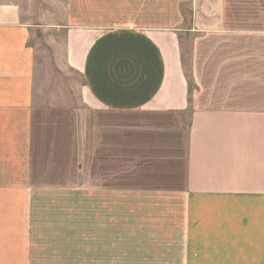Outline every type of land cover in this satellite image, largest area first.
<instances>
[{
    "label": "crops",
    "instance_id": "1",
    "mask_svg": "<svg viewBox=\"0 0 264 264\" xmlns=\"http://www.w3.org/2000/svg\"><path fill=\"white\" fill-rule=\"evenodd\" d=\"M29 14L0 0V264H264V0H65L82 84L45 97Z\"/></svg>",
    "mask_w": 264,
    "mask_h": 264
},
{
    "label": "rangeland",
    "instance_id": "2",
    "mask_svg": "<svg viewBox=\"0 0 264 264\" xmlns=\"http://www.w3.org/2000/svg\"><path fill=\"white\" fill-rule=\"evenodd\" d=\"M16 1L30 13V22L42 27V29H37L31 39V44L37 48V86L42 95L44 97L47 94L53 95V91L57 89L63 91L68 88L79 89L82 84L79 74L69 72L62 67L64 34L48 26L54 19L58 18L59 21L63 18L65 0ZM48 22L51 23L48 24ZM190 48L186 45L185 68L189 78H191Z\"/></svg>",
    "mask_w": 264,
    "mask_h": 264
}]
</instances>
